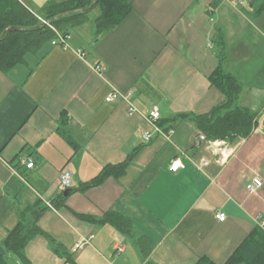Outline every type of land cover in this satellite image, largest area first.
<instances>
[{
	"label": "crops",
	"instance_id": "0c3cea01",
	"mask_svg": "<svg viewBox=\"0 0 264 264\" xmlns=\"http://www.w3.org/2000/svg\"><path fill=\"white\" fill-rule=\"evenodd\" d=\"M18 1L41 16L63 0ZM260 2L133 0L123 21L101 35L92 9L88 22L69 30L66 47L47 42L0 71V245L20 214L30 219L27 210L39 203L46 207L39 228L76 264H196L201 257L224 264L252 229L264 231V10L254 14ZM221 48L223 68L244 85L238 104L257 113L253 132L233 144L198 142L189 120L168 134L155 132L153 106L161 120L204 114L223 101L208 80ZM111 92L122 97L107 102ZM63 112L69 122L62 134ZM131 154L120 178L68 195L59 187L64 169L75 189ZM174 160L182 166L170 171ZM253 177L262 186L248 192ZM60 194L65 207L55 209ZM107 212L129 220L130 231L80 216ZM80 239L87 242L74 250ZM55 247L36 235L25 247L28 264H70Z\"/></svg>",
	"mask_w": 264,
	"mask_h": 264
},
{
	"label": "trees",
	"instance_id": "16d2710c",
	"mask_svg": "<svg viewBox=\"0 0 264 264\" xmlns=\"http://www.w3.org/2000/svg\"><path fill=\"white\" fill-rule=\"evenodd\" d=\"M92 2L93 0L51 2L43 8L42 15L37 16L18 0H0V35L8 27L19 28L6 33L0 39V71H8L20 63L27 52H35L45 43H51L59 33L68 35L70 29L88 22L89 12L84 13L82 10L88 8ZM94 8H99V14L94 19L95 33L101 35L123 21L133 9V0H96ZM263 10L264 0H261L254 14L258 15ZM224 51L220 49L218 66L208 77L210 84L223 94V101L204 114H179L172 118L159 119L157 124L166 134L182 120L192 122L200 134L210 141L221 140L233 144L240 138H247L253 132L257 113L238 104V97L244 85L235 75L223 68ZM62 117L57 130L63 134L62 126L69 120L65 112L62 113ZM66 139L73 145L74 151L77 150L78 144L70 138ZM133 156L131 154L121 163L103 166L96 176L70 191L86 192L102 184L109 177L116 179L122 177ZM66 198L60 194L52 201V207L55 209L65 207ZM45 210L46 207L39 203L27 210L31 212L30 219L20 214L18 224L0 245V264H11L9 256L15 257L21 264H28L25 247L36 235H43L50 244L56 246V251L60 252L68 263L76 264L68 251H61L62 246L39 228L38 221ZM80 216L100 223L110 222L122 232L130 231V221L113 212H107L99 219ZM196 264L215 263L207 257H201ZM224 264H264V231L259 228L252 229Z\"/></svg>",
	"mask_w": 264,
	"mask_h": 264
},
{
	"label": "built area",
	"instance_id": "2783aa9c",
	"mask_svg": "<svg viewBox=\"0 0 264 264\" xmlns=\"http://www.w3.org/2000/svg\"><path fill=\"white\" fill-rule=\"evenodd\" d=\"M67 39H68V35H62V34H58L57 38L51 41V45L55 46H62V47H66L67 45ZM99 70V67L97 68ZM122 97V95H120L117 92H111L109 93L105 100L107 102H112L114 100H116L117 98ZM125 98V97H123ZM135 108L133 106H131V109L129 110L130 113H134ZM160 119V112L157 106H153L152 109L149 112V121H151V123L154 126V130L157 133H162L161 127L158 126L157 121ZM171 132V131H170ZM169 132V133H170ZM152 137V133H150L149 131H145L142 133V138L146 141H149ZM198 142H202V141H207V139L205 138V136L203 134H199L198 136ZM33 166V162L30 160L27 164L26 167L27 168H31ZM181 165V163L178 160H174L172 161L169 169L170 171H176L177 168H179ZM71 172L69 170H62L59 176V187L62 190H65L67 188L71 187ZM262 180L259 177H253L251 179V181L246 185V189L248 192H254L256 190H258L261 186H262ZM48 207H51V205L49 203H47ZM216 218L219 221H223L226 218V215L222 212H219L216 214ZM87 241L85 239H80L75 245H74V250L77 248H81ZM121 248V247H118Z\"/></svg>",
	"mask_w": 264,
	"mask_h": 264
},
{
	"label": "water",
	"instance_id": "95a60500",
	"mask_svg": "<svg viewBox=\"0 0 264 264\" xmlns=\"http://www.w3.org/2000/svg\"><path fill=\"white\" fill-rule=\"evenodd\" d=\"M95 5H96V0H93L92 4H91L88 8L83 9L82 12H84V13H88V12H90V11L95 7ZM60 16H61V15H60ZM44 23H46V22H43V24H44ZM38 26H40V25H38ZM17 29H19V28H17V27H8V28H6V29L1 33V35H0V39H1L6 33L10 32V31L17 30ZM69 192H70V188H67V189H65V190L63 191V194H64V195H68Z\"/></svg>",
	"mask_w": 264,
	"mask_h": 264
},
{
	"label": "rangeland",
	"instance_id": "374dc122",
	"mask_svg": "<svg viewBox=\"0 0 264 264\" xmlns=\"http://www.w3.org/2000/svg\"><path fill=\"white\" fill-rule=\"evenodd\" d=\"M92 13H93V14H92V15L90 14V15L96 17V16L98 15V13H99V8H94V9L92 10ZM91 16H90V17H91Z\"/></svg>",
	"mask_w": 264,
	"mask_h": 264
}]
</instances>
